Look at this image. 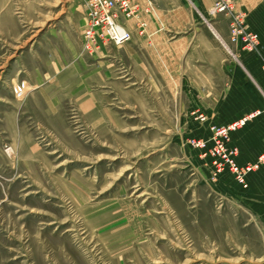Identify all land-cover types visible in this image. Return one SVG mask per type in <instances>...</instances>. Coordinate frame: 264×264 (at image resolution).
<instances>
[{
    "label": "rangeland",
    "instance_id": "rangeland-1",
    "mask_svg": "<svg viewBox=\"0 0 264 264\" xmlns=\"http://www.w3.org/2000/svg\"><path fill=\"white\" fill-rule=\"evenodd\" d=\"M82 4L0 0V264H264V236L216 192L213 127L223 125L186 138L178 122L167 133L168 125L100 127L76 107L71 133L17 117L15 139L13 113L31 91L19 61L64 34L82 37ZM80 45L87 56L104 47ZM28 131L37 137L23 138Z\"/></svg>",
    "mask_w": 264,
    "mask_h": 264
},
{
    "label": "crops",
    "instance_id": "crops-1",
    "mask_svg": "<svg viewBox=\"0 0 264 264\" xmlns=\"http://www.w3.org/2000/svg\"><path fill=\"white\" fill-rule=\"evenodd\" d=\"M232 1L245 26L260 36L264 53V0ZM139 4V17L125 21L134 32L130 42L106 45L96 56H87L81 53V37L76 41L64 34L19 61L20 78L31 91L21 98L23 107L13 113L16 127L10 129L15 139L21 122L17 117L26 124L57 121L71 133L67 115L70 109L76 113V107L96 117L100 127L116 122L168 125L167 133L178 122L185 125L186 138L204 139L211 125L264 110L261 53L230 42L231 19L211 16V0H139ZM82 9L86 20L84 5ZM115 109L126 120L118 118ZM25 133L23 138L37 137ZM228 147L236 150L240 166L257 161L264 153V112L232 132ZM216 192L224 206L236 216L246 215L248 224L264 236V163L243 182L229 170L219 174Z\"/></svg>",
    "mask_w": 264,
    "mask_h": 264
},
{
    "label": "built area",
    "instance_id": "built-area-1",
    "mask_svg": "<svg viewBox=\"0 0 264 264\" xmlns=\"http://www.w3.org/2000/svg\"><path fill=\"white\" fill-rule=\"evenodd\" d=\"M86 10V25L82 33L81 44L84 51L93 53L107 44L121 46L133 39L125 21L137 17L141 8L139 0H81ZM211 16L225 14L232 17L230 38L234 43H241L243 49L255 51L259 48V36L251 32L243 23L242 16L234 11L231 0H211ZM141 26H144L141 24ZM264 69V56L262 58ZM262 111H255L227 125L213 127L215 147L212 155L216 156V167L219 173L229 168L236 179L243 182L245 177L259 169L264 163V153L257 161L240 166L235 159L236 150H230V134L243 127L247 121ZM203 145L201 142L198 146Z\"/></svg>",
    "mask_w": 264,
    "mask_h": 264
},
{
    "label": "bare ground",
    "instance_id": "bare-ground-1",
    "mask_svg": "<svg viewBox=\"0 0 264 264\" xmlns=\"http://www.w3.org/2000/svg\"><path fill=\"white\" fill-rule=\"evenodd\" d=\"M129 20H131V19H129Z\"/></svg>",
    "mask_w": 264,
    "mask_h": 264
}]
</instances>
